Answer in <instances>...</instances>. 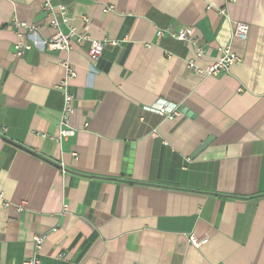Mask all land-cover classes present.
<instances>
[{
	"label": "crops",
	"instance_id": "0c3cea01",
	"mask_svg": "<svg viewBox=\"0 0 264 264\" xmlns=\"http://www.w3.org/2000/svg\"><path fill=\"white\" fill-rule=\"evenodd\" d=\"M53 4L66 8V22L53 14L63 32L118 43L97 62L88 42L48 51L42 0H0V264H24L36 234L40 264H264V0ZM15 19L35 26L25 42L39 41L21 57ZM237 22L249 24L246 40ZM225 46L240 56L228 71L188 68ZM64 59L77 72L75 134L61 140ZM161 102L194 116L150 109Z\"/></svg>",
	"mask_w": 264,
	"mask_h": 264
},
{
	"label": "built area",
	"instance_id": "2783aa9c",
	"mask_svg": "<svg viewBox=\"0 0 264 264\" xmlns=\"http://www.w3.org/2000/svg\"><path fill=\"white\" fill-rule=\"evenodd\" d=\"M43 8L47 13L52 15L51 26L55 29L54 34L43 41V45L48 51H71L74 48V44H82L88 42V55L92 61L97 62L103 55L104 49L107 45H116L118 40H109V39H93L90 36L81 33L76 30L75 27L70 26L68 32H63L59 27L58 20L53 16L54 11L58 10L60 14L63 15V20L67 21V16L65 15V6L59 5L57 7L54 6L53 0H42ZM222 14L225 13V9L220 11ZM15 26L17 28L18 40L15 44V53L16 57H21L26 50L30 49L33 45H39V41H34L31 43H27L24 41V33L25 31L33 33L35 30V26L33 24H29L25 21H20L15 19ZM249 24L244 22H237L234 28V37L246 40L249 34ZM162 34V31L159 32ZM176 38L186 40L187 32L173 33ZM205 51L203 48H198L196 55L197 57H203ZM240 56L232 50L231 46H225L220 48L218 56L209 64L207 67L199 66L195 63L193 59L188 61V68L206 75H218L224 73L229 70L230 66L239 61ZM62 66L65 68V76L64 78L57 84V88L62 92L64 97V106L61 120V128L59 132V139H66L75 134V129L70 124V117L75 112V95L70 91V80L76 77L77 72L76 68L72 65V63L64 59L61 62ZM160 114H165L170 118H174L177 116L180 111L179 109L172 104H166L165 102H161L150 108ZM76 155V154H74ZM35 249L32 257L27 258L24 261V264H40L39 258V250L42 247L44 236L36 234L33 237ZM189 241L194 246H200L204 239L198 238L194 233L189 235Z\"/></svg>",
	"mask_w": 264,
	"mask_h": 264
},
{
	"label": "water",
	"instance_id": "95a60500",
	"mask_svg": "<svg viewBox=\"0 0 264 264\" xmlns=\"http://www.w3.org/2000/svg\"><path fill=\"white\" fill-rule=\"evenodd\" d=\"M179 110L183 113H186L188 116L193 117L194 114L188 108L185 106H180ZM213 136H209L206 140H204L200 146L197 148L193 156L199 155L201 152H203L212 142ZM135 148H136V142H130L126 144L125 147V157L123 159V167H122V173L123 174H131L132 168L134 166V160H135Z\"/></svg>",
	"mask_w": 264,
	"mask_h": 264
}]
</instances>
